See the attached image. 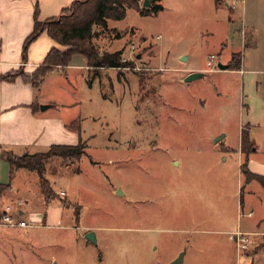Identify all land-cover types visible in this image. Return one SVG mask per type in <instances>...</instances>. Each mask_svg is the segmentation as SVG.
<instances>
[{"label": "rangeland", "instance_id": "rangeland-1", "mask_svg": "<svg viewBox=\"0 0 264 264\" xmlns=\"http://www.w3.org/2000/svg\"><path fill=\"white\" fill-rule=\"evenodd\" d=\"M144 1L141 7L149 8ZM160 4L157 13L129 8L123 19H108L105 29L93 27L99 52L121 45L122 56L136 69H117L110 77L57 74L41 90V101H55V111L74 121L71 126L79 124L84 154L69 166L61 159L46 163L55 198L48 213H55L58 226L17 234L0 228V264H171L192 243L213 237L201 230L217 221L227 194L215 177L221 161L211 139L217 130L231 132L238 125L247 82L235 73L207 72L189 82L182 76L191 66L215 69L237 50L241 67L263 70L255 75L263 77L264 0ZM242 12L244 23L253 26L256 47L239 44ZM181 54L188 59L180 60ZM254 134L261 158L264 135ZM30 173V179L15 177L9 195L17 192L35 209L45 207L38 174ZM247 196L244 187L241 199ZM89 231L95 241L85 238ZM201 246L200 251L210 249Z\"/></svg>", "mask_w": 264, "mask_h": 264}, {"label": "crops", "instance_id": "crops-1", "mask_svg": "<svg viewBox=\"0 0 264 264\" xmlns=\"http://www.w3.org/2000/svg\"><path fill=\"white\" fill-rule=\"evenodd\" d=\"M75 1L0 0V76L17 70L29 75L42 65L45 56L52 48L65 50L64 46L56 43L46 31H43L28 44L23 58V43L33 30L34 11H37V21L45 22L62 15ZM245 20L244 12H242V26L240 25L238 29L239 44L243 47H256L257 37L252 29L253 26H248L244 23ZM108 22L107 19L106 23ZM119 41L120 38L117 39V42ZM118 50H123L121 45L115 50L104 51ZM233 53L240 54L239 65L236 68L229 67ZM179 58L184 62L188 56L181 54ZM218 63L227 65V68L219 69L216 66L215 69H206L203 66H191L184 68L182 78L193 72H201L203 77L209 72L218 75L235 73L241 76L242 82L246 79L247 91L246 95L242 94L245 91V84H243L240 104L244 107L240 109L241 118L238 125L231 132L223 131L222 128L217 130L211 139V143L215 145L212 147L219 152L218 159L221 161V165L215 168V177L219 183L226 186L227 205L223 201V209H218L217 221L210 229L201 230L207 231L213 237L207 241L192 243L185 255L183 253L181 264H264V240L261 235H256V233L264 234V186L258 178L246 179L241 167L246 162V168L251 174L264 178V156L261 158L256 156L258 148L254 137L255 130L264 135V75L261 78L255 76L263 70H244L241 67V52L237 50L231 51L224 62ZM116 70V68H89L85 57L77 54L72 56L69 66L65 68L59 65L53 66L39 81L37 87L20 75L11 80H0V217L4 208L9 205L12 209L10 214L14 218L28 223L26 227H9L0 224V228L16 229L13 232L17 234L22 229L27 230L37 226H58L53 217L55 213L49 217L44 198L41 200L45 207L40 206L35 209V206L30 203L31 200L29 202L19 193L16 192L14 197L9 195L14 189L15 177L30 179L32 173L23 168L11 172L10 165L4 157L8 152L15 155L34 154L46 151L50 145H76L79 141L84 142L79 124L76 127L71 126L70 124L74 121L71 122L68 117L55 111V101L40 100V92L46 86V82L57 74L67 72L86 71L94 72L95 76L102 74L110 77L111 72ZM260 87L262 90L258 92ZM41 105L47 107L41 109ZM243 131L248 137V143L244 149ZM250 147L252 149L248 151ZM229 161L230 163L227 164ZM172 162L179 163L175 159H172ZM37 183L39 186V179ZM244 187L249 189L250 196L242 200ZM38 188L40 190V187ZM60 192L64 191H59L58 196ZM64 194L66 196L65 192ZM59 197L61 198V195ZM237 229L253 234L250 250L240 254L229 239V234ZM201 243V247L210 245V249L200 251L198 246Z\"/></svg>", "mask_w": 264, "mask_h": 264}, {"label": "trees", "instance_id": "trees-1", "mask_svg": "<svg viewBox=\"0 0 264 264\" xmlns=\"http://www.w3.org/2000/svg\"><path fill=\"white\" fill-rule=\"evenodd\" d=\"M148 2L149 8L141 7L140 0H76L62 15L45 22L37 21V11L35 10L33 30L23 43V58L28 44L43 31H46L56 43L64 46L65 50L52 48L45 56L42 65L29 75L17 70L1 75L0 80H11L20 75L37 87L39 81L53 66L59 65L65 68L69 66L72 56L77 54L85 57L86 65L89 68L120 69L134 67V63L122 61L123 50L99 52L92 43L93 27L105 29L107 19H123L129 8L136 9L142 14L150 11L157 13L162 9L160 0H148ZM239 61L240 54L233 53L229 67H238ZM242 143L244 149L248 143L245 131L242 132ZM84 147L85 144L79 141L76 145H50L46 151L34 154L15 155L8 152L4 157L10 165L11 172L23 168L38 174L40 191L46 205H48L55 198H51L53 191L49 181L45 178L46 163L52 159H61L65 166L77 163L84 154ZM251 149L252 147L247 150ZM68 160L71 161L67 162ZM241 167L246 179L258 178L264 186V178L251 174L246 168V162ZM75 171H78V168ZM79 211L80 206L77 205L74 209L76 221L79 219Z\"/></svg>", "mask_w": 264, "mask_h": 264}, {"label": "built area", "instance_id": "built-area-1", "mask_svg": "<svg viewBox=\"0 0 264 264\" xmlns=\"http://www.w3.org/2000/svg\"><path fill=\"white\" fill-rule=\"evenodd\" d=\"M130 58L128 57H123L122 56V61H130ZM214 56L211 55L210 56V60H213ZM124 68V67H123ZM122 69V68H120ZM126 69H128L126 67ZM132 69H136V66L134 65V67H132ZM60 195L63 196L64 192H60ZM12 209L11 207L8 205L4 208V212L2 213L1 217H0V224L1 225H6L9 227H26L28 226V223L25 220H19L14 218L10 213H11ZM256 235H261L262 239L264 240V234L263 233H256ZM252 233H247V232H243L239 229L231 232L229 234V239L234 243L236 251L238 254L240 253H244L246 251H249L253 241H252Z\"/></svg>", "mask_w": 264, "mask_h": 264}, {"label": "water", "instance_id": "water-1", "mask_svg": "<svg viewBox=\"0 0 264 264\" xmlns=\"http://www.w3.org/2000/svg\"><path fill=\"white\" fill-rule=\"evenodd\" d=\"M143 6H146V7L149 6L148 0H145L144 1ZM217 67L219 69H226L227 68V65H223V64L218 63L217 64ZM201 76H202V73L201 72H193V73L188 74L185 77L184 81L185 82H189V81H191V80H193L195 78H199ZM46 107H47L46 105H41L40 106L41 109H44ZM116 191L118 192V189ZM85 238L88 241H95V236H94V233L92 231L87 232L86 235H85ZM181 259H182V254H180L179 257L176 258L171 264H181Z\"/></svg>", "mask_w": 264, "mask_h": 264}]
</instances>
